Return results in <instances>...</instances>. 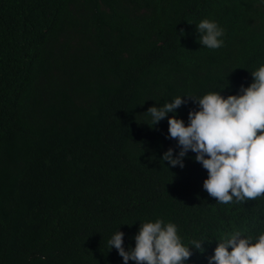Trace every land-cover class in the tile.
<instances>
[{
	"label": "trees",
	"instance_id": "1",
	"mask_svg": "<svg viewBox=\"0 0 264 264\" xmlns=\"http://www.w3.org/2000/svg\"><path fill=\"white\" fill-rule=\"evenodd\" d=\"M205 18L223 46L199 43ZM261 64L258 0H0V264H123L108 239L123 232L127 249L157 218L203 240L184 264H208L234 231L255 239L264 193L217 202L195 153L183 168L160 158L178 145L145 111L236 94Z\"/></svg>",
	"mask_w": 264,
	"mask_h": 264
},
{
	"label": "clouds",
	"instance_id": "2",
	"mask_svg": "<svg viewBox=\"0 0 264 264\" xmlns=\"http://www.w3.org/2000/svg\"><path fill=\"white\" fill-rule=\"evenodd\" d=\"M258 3L264 5V0ZM195 26L201 45L223 46L224 29L216 21L205 18ZM250 74L251 82L241 85L236 94L222 96L217 90L196 98L178 95L145 111L151 126L167 116L168 136L178 145L175 155L168 148L160 158L169 166L183 168L187 153H195L194 160L207 171L202 187L219 203L255 199L264 193V64ZM188 98L198 108L189 110L185 123L174 113ZM123 236L116 230L107 241L108 249L114 247L123 264L130 260L134 264H184L191 248L201 249L203 241L185 245L177 226L160 218L139 224L134 246L126 249ZM208 264H264V231L255 239L239 231L227 234L216 243Z\"/></svg>",
	"mask_w": 264,
	"mask_h": 264
}]
</instances>
